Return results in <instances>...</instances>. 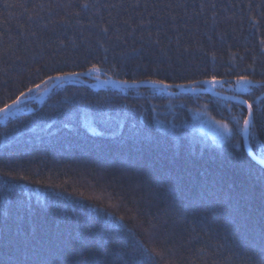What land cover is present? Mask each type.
<instances>
[{
  "label": "trees",
  "instance_id": "trees-1",
  "mask_svg": "<svg viewBox=\"0 0 264 264\" xmlns=\"http://www.w3.org/2000/svg\"><path fill=\"white\" fill-rule=\"evenodd\" d=\"M85 2L95 7L82 10L80 5ZM54 3L71 7H49ZM65 13L69 21L65 24L54 25L49 19L63 20ZM106 27L108 33L103 32ZM262 39L264 0H0V86L9 77L26 80L44 63H67L71 69L87 61L88 67L92 63L101 68L117 65L119 75H108L130 83L134 79L157 78L166 83H188L193 78L211 79L214 75L226 82L214 88L205 85V89L241 97L258 107L264 103V88L260 85H249L250 92L240 93L230 87L235 85L237 75L252 64L256 68L252 78L261 79ZM104 57V64L97 63ZM157 67L162 70L159 76L153 72ZM105 79L101 74L99 81ZM99 81L90 76L78 78L75 83L56 86L44 98L38 90L30 96L35 99L21 105L22 110L15 115L0 116V169L10 162L17 169L15 174L31 176L39 171V176L31 178L59 186L47 189L27 180L11 181L0 176V191L6 181L16 184L10 199L29 205L19 221L0 213V260L7 253L15 264L17 254L21 260L31 261L39 253L40 259L47 261L55 257L61 241L67 245L65 251H81L80 241L86 234L78 227L83 223V213L73 206L78 196L61 194L67 190L99 197L80 201L90 205L85 210L90 217H95L96 206L112 202L114 194L111 188H95L100 173L98 164L79 148L70 150L67 145L88 142L99 144L109 155L124 154L126 150L107 136H93L90 130L79 127L85 114H94L91 108L80 107L87 103L83 98L107 95L113 101L109 114L114 119H124L125 133L135 125L152 138V143L144 148L145 162L156 157L157 141H167L169 156L179 142V168H187L194 178L205 171H223L232 183L235 207L233 202L225 203L196 223L179 220L181 227L187 229L177 245L183 244L181 264H254L264 234V167L248 157L241 135L221 139L217 134L218 129L222 131V124L233 128L246 108L208 94H180L175 88H107L96 86ZM66 96L76 99L74 121L65 120L63 111H58L66 103ZM4 102L5 94L0 88V107ZM60 120L75 123L78 135L62 129L58 133L60 145L53 147L41 138L40 129L45 123ZM58 126L53 123V129ZM95 127L102 130L98 124ZM193 140L195 152L186 161L185 148ZM247 143L253 154L264 160V131L257 134L254 142ZM233 159L239 160L240 168L230 166ZM36 191L46 195L52 191L55 198L38 200ZM92 230L98 235L82 249L84 257L103 250L114 226L95 224Z\"/></svg>",
  "mask_w": 264,
  "mask_h": 264
},
{
  "label": "snow or ice",
  "instance_id": "snow-or-ice-1",
  "mask_svg": "<svg viewBox=\"0 0 264 264\" xmlns=\"http://www.w3.org/2000/svg\"><path fill=\"white\" fill-rule=\"evenodd\" d=\"M7 6V5H6ZM67 8L71 5H61L54 3L49 7ZM95 7L88 2L80 5L82 10L89 7ZM112 5L111 7H118ZM135 7H139L136 4ZM215 8V4L211 5ZM252 7V5H249ZM203 8V5H201ZM55 15V13H53ZM65 19L54 20L49 18L54 25H61L69 22ZM79 16V12L76 13ZM47 27V25L45 26ZM104 33H108L109 29H103ZM264 45V39L260 41ZM107 57L97 63L104 64ZM86 69V70H83ZM117 65L113 64L107 68L97 67L96 63H92L88 67L85 64L77 63L73 68L69 69L67 63L60 65L53 62L52 64L44 63L41 67L36 68L30 73L26 80L9 77L5 79L0 88L5 94V102L0 107V113L6 117L15 115L16 112L22 110L21 105L26 104L30 96L37 94L41 90L43 94H47L52 86H61L63 84L75 83L78 78L92 77L97 81L103 74L107 79L101 81L105 86H131L136 87L138 84L150 83L159 87L161 90L178 88L182 90L191 89L193 92L205 91V85L213 88L220 83L226 81L217 80L216 76L211 79H191L188 83H166L165 79H149V80H132L128 79L114 80V75H119L116 71ZM249 69L251 72L249 73ZM159 67L153 69L155 75L161 73ZM243 74L237 75L235 89L237 92H250L249 85L258 84L264 88V67L261 68V79L254 80L252 77L256 73L254 64L242 70ZM11 84V87L9 86ZM47 85L48 87H43ZM197 85L199 87H193ZM66 103L61 106L65 120L74 121L73 115L76 99L74 96H66ZM87 103H82L80 107L91 108L93 115L85 114L79 122V127L90 130L93 136H107L118 144L121 149L126 150L123 155L117 152L113 155L103 152L99 144L91 143H69L67 146L79 148L80 151L97 163L100 168L99 176L96 180L95 188L106 191L112 189V202L107 205L95 207V217H90L85 211L90 205L80 201L99 200V197L86 196L83 192L72 193L65 190L61 195L78 196V200H73V206L77 207L83 213V223L78 225L79 230L85 233V238L80 241L81 251L72 249L65 251L67 246L61 241L60 245L55 249V257L47 261L40 259L39 253L35 259L24 261L17 254L15 264H181V252L183 244L179 247L178 241L185 236L186 228L181 227L179 220L183 219L185 224L188 220L196 223L202 217L211 216L217 208L224 207L225 203L233 202L235 207L236 197L232 192V183L223 171L207 172L193 177V174L187 168H179L177 166L178 157L181 150L179 142L175 145V151L171 156L167 154V141H157L155 148L157 149L156 157L145 162L144 148L152 143V138L147 132L133 125L124 132V119H114L110 114V106L112 99L110 96H96L92 99L83 98ZM259 100V97H257ZM10 101V102H8ZM240 105L246 106L244 112L239 119L235 120L233 128L228 124H222V131L217 130V134L221 139L227 137L235 138L242 135L248 142H254L257 134L264 131V103L258 107H254L246 99L239 100ZM65 120L53 121L59 126L53 129V123H45L40 129L42 139L46 138L47 142L56 147L60 145V137L58 133L62 129H68L74 135H78V129L75 123H67ZM220 124V121H216ZM100 125L102 130L97 131L95 125ZM195 140L185 148V160H191L195 152ZM63 146V145H61ZM95 152V156H93ZM235 156V153H233ZM87 163V161L85 162ZM233 168H240L238 159L229 161ZM22 167V166H21ZM7 169V171L5 170ZM17 169L12 167L10 162L4 163L3 169H0V176H6L11 181L27 180L29 184H36L42 188L54 189L58 185L45 184L43 181L33 179L31 177L39 176V171L29 175H19ZM0 191V213H3L9 220L19 221L28 211L29 205L24 201L10 199L11 194L17 187L16 184H10L7 181ZM29 193V198L31 197ZM35 195L38 200H53L55 193L49 191L47 195L43 191H36ZM101 203H103L101 201ZM153 209H156L153 212ZM218 215V213H217ZM95 224L112 225L114 231L109 237V243L103 246L102 251L95 254L90 253L89 257L83 256L82 249L87 247L88 241L98 235L93 232ZM7 227V224L5 225ZM102 238V237H101ZM260 251L256 252L257 260L254 264H264V234L261 237L259 245ZM0 264H13L7 253L5 258L0 260Z\"/></svg>",
  "mask_w": 264,
  "mask_h": 264
},
{
  "label": "water",
  "instance_id": "water-1",
  "mask_svg": "<svg viewBox=\"0 0 264 264\" xmlns=\"http://www.w3.org/2000/svg\"><path fill=\"white\" fill-rule=\"evenodd\" d=\"M96 86H100V87H110V88H117V89H119V88H123V89H130V88H138V89H141V88H152V87H154V88H158V89H160L159 87H156V86H153L152 84H150V83H142V84H138L136 87H131V86H120V85H117V86H112V85H107V86H105V85H103L102 83H101V81H99V82H97V85ZM56 86H52V87H50L49 88V91H48V93L45 95H43V97L42 98H44L45 96H47L54 88H55ZM175 89H177L178 90V93H180V94H195V93H197V94H202V95H206V94H208V95H211V96H213V97H215V98H219V99H221V100H223V101H226V102H228V101H230V102H235V103H238V101L239 100H242L243 98H241V97H236V96H231V95H222V94H218V93H215L214 91H212V90H210V89H208V88H206V90L205 91H203V92H193L191 89H187V90H182V89H178V88H175ZM161 90V89H160ZM35 98L34 97H30L29 98V100L27 101V102H29V101H33ZM239 104V103H238ZM245 108H246V106H244ZM0 116H4V114L3 113H0ZM242 136V135H241ZM242 145H243V147L245 148V150H246V152H247V154H248V157H250L251 158V160H253L257 165H259V166H261V167H264V160H261L260 158H258V157H256L254 154H253V152L250 150V148L248 147V143H247V140H245L244 138H243V136H242Z\"/></svg>",
  "mask_w": 264,
  "mask_h": 264
},
{
  "label": "rangeland",
  "instance_id": "rangeland-1",
  "mask_svg": "<svg viewBox=\"0 0 264 264\" xmlns=\"http://www.w3.org/2000/svg\"><path fill=\"white\" fill-rule=\"evenodd\" d=\"M235 93H240V92H237L236 91V89H235V85H232L231 87H230ZM210 124V123H209Z\"/></svg>",
  "mask_w": 264,
  "mask_h": 264
}]
</instances>
